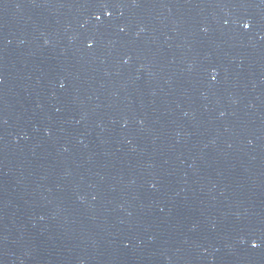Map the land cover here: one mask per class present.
Here are the masks:
<instances>
[{"label":"water","instance_id":"1","mask_svg":"<svg viewBox=\"0 0 264 264\" xmlns=\"http://www.w3.org/2000/svg\"><path fill=\"white\" fill-rule=\"evenodd\" d=\"M0 264H264V0H0Z\"/></svg>","mask_w":264,"mask_h":264},{"label":"snow or ice","instance_id":"2","mask_svg":"<svg viewBox=\"0 0 264 264\" xmlns=\"http://www.w3.org/2000/svg\"><path fill=\"white\" fill-rule=\"evenodd\" d=\"M243 26H244V28L247 29V28H249L251 25H250L249 23L246 22ZM258 246H259V245L256 244V243L253 244V247H258Z\"/></svg>","mask_w":264,"mask_h":264}]
</instances>
